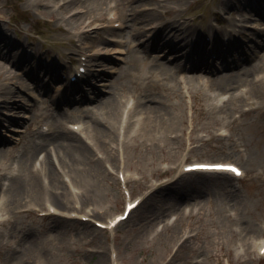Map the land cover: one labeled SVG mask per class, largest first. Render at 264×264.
I'll list each match as a JSON object with an SVG mask.
<instances>
[{
  "label": "rangeland",
  "instance_id": "374dc122",
  "mask_svg": "<svg viewBox=\"0 0 264 264\" xmlns=\"http://www.w3.org/2000/svg\"><path fill=\"white\" fill-rule=\"evenodd\" d=\"M253 1L264 5L263 0ZM61 3L62 0H0V28L10 34L15 44L8 53L1 43L4 40L0 41V85L14 87L19 91V104L27 106L26 111L15 112L0 103L2 163L15 169L20 166L18 157L26 152L24 146L36 128L35 114L41 111L50 112L52 123L61 119L63 126L71 128V123L78 121L84 127L93 114L109 122L100 106L92 110L105 96L111 95L118 103L137 100L147 92L151 104L180 119L168 132H172V138L162 137L156 143L145 135H126L125 107L121 106V114L114 118L118 128L112 142L103 146L105 149L99 145L97 154L92 151L99 160L100 177L89 185L71 175L79 199L71 196L66 206H60L63 216L38 214L48 210L46 200L50 197L46 196L0 211L6 219L0 223V264H112L114 254L119 264H264V256L257 250L264 240V107L260 105L264 95L247 93L248 86H243L247 81L237 82L233 88L226 86V77L242 67L247 69L248 78L264 76V48L257 54L251 50L255 43H261L264 28L240 27L238 36H231L234 42L205 44L201 55H191L190 47L179 49L182 34L163 37L158 28L134 35L136 24L145 28L152 21L150 15L146 19L145 11L133 9L137 0H111L112 7L104 3L106 8L96 10L99 18L95 22L100 28L90 32L81 29L80 41L75 32L64 30L70 23L58 19ZM247 3L248 0H170L161 1L158 7L162 11L166 7L180 8L184 26L221 38L231 19L254 18ZM89 4L88 0H74L71 6L85 9ZM113 8L123 24L111 32L107 27ZM257 22L264 23V16ZM107 36L137 44L138 51L126 44L123 49L106 44L102 56L92 59L89 75L70 84L67 75L76 68L77 58H84L81 51L95 53L103 48L104 43H100ZM157 38L166 43L145 51L141 42ZM237 44L241 48L235 49ZM231 45L234 49L228 50ZM177 57L189 67L179 70L177 79L159 70L162 75L151 81V74L142 71L149 70L145 65L149 62L174 67ZM200 60L211 69L193 68ZM46 65L62 67L58 79L49 74ZM9 74L12 76L7 77ZM221 93H225L224 98ZM233 93H243L248 99L231 98ZM56 99L71 103L59 107ZM137 117H142L139 110L132 111L128 119L136 121ZM79 133L87 137L85 130ZM43 154L41 151L33 163L38 166ZM202 159L237 161L245 175L231 178L225 174L191 173L172 181L183 163ZM120 169L128 173L132 196L145 200L117 228L102 229L95 221L106 222L124 207ZM2 172L5 171L0 166ZM64 174L59 175V180L66 185L71 179ZM12 176L8 173L3 177L4 187ZM179 187L185 191L180 204L168 206L167 193ZM2 189L3 186L0 192ZM72 189L68 186L71 194ZM85 209L91 212L92 220L68 218L70 210L81 213ZM31 237L35 238L34 248L18 256L9 254L12 247H26Z\"/></svg>",
  "mask_w": 264,
  "mask_h": 264
},
{
  "label": "bare ground",
  "instance_id": "6f19581e",
  "mask_svg": "<svg viewBox=\"0 0 264 264\" xmlns=\"http://www.w3.org/2000/svg\"><path fill=\"white\" fill-rule=\"evenodd\" d=\"M74 0H62L60 4L61 16L58 19L65 21V24L70 23L69 26H64V30L66 32L73 31L76 36L79 37V40L82 39L81 29L85 27H90L95 25V21L99 18V15L96 13L97 9H102L104 3H108L111 0H88L90 2L89 7L85 9H79L78 7L71 6V3ZM130 2L133 0H129ZM151 2H147V0H137L135 5L136 10L145 11L146 19L149 17L152 21H150V25L148 27L143 28L141 25L136 24L135 36H141L148 30H157L159 35L163 37H167L172 33H183L185 32V38L190 35H199L198 31L194 28H187L184 26L182 21L183 12L180 8L176 7H166L163 11L160 10L158 4L161 5V0H150ZM162 1H170V0H162ZM181 1V0H180ZM92 4V5H91ZM112 7V6H111ZM115 7V5H114ZM106 8V6L104 7ZM83 10V11H82ZM152 15V16H151ZM161 18V19H160ZM248 19V18H247ZM250 19V18H249ZM119 20V19H118ZM251 23H246V19L241 21L235 20V24L243 26L240 23H244V25H250L251 27H257L260 23L256 20L249 21ZM155 23V24H154ZM255 23L257 25H255ZM249 26V28H251ZM238 27V26H237ZM261 27V26H258ZM109 30L112 29L109 27ZM8 32H4L2 28H0V41L4 40L5 48H7L8 53L12 50L13 43L12 37ZM183 38V39H185ZM183 39L182 42H183ZM180 40V42H181ZM114 42L111 38H106L102 43ZM164 42V41H163ZM162 39L157 38L154 39L153 42L147 43L145 40L141 42L145 51L147 49H152L157 47L159 48L162 44ZM198 43L190 46L191 51H199L203 50L205 45ZM166 43V41L164 42ZM190 42H184L185 48L188 47ZM129 49L138 51L137 44H126ZM236 48H241V46L237 45ZM264 48V36H262L261 43H255L253 49H251L255 54L262 51ZM14 51V50H13ZM220 51V49H218ZM3 50L0 46V54H2ZM201 53V52H200ZM19 54V53H18ZM84 54V53H81ZM17 55V53H16ZM99 52L97 55L99 56ZM91 60H89L90 62ZM175 65L174 67H168L166 64L149 62L145 65H148V69H142V71L151 74V81L158 75H162L166 77H175L177 79V75L179 70H187L189 68L185 64L181 63L180 58L177 57L174 59ZM49 72L57 73L60 69L57 65H46L45 66ZM191 67V66H190ZM193 68L201 69L203 71H207L211 69L209 64L200 60L198 63H194ZM186 68V69H184ZM162 72H160V71ZM139 74H141V72ZM211 71V70H210ZM11 74V73H10ZM7 76L10 77L12 75ZM249 74L245 67L239 69L235 74H229L226 78V81L229 82L226 86L234 87L237 82L247 81L248 84H244L243 86H248L247 93L253 94V96L262 97L264 95V77L260 78H248ZM189 77V76H187ZM190 77H194L190 75ZM19 78V77H16ZM150 80V79H149ZM209 78L206 83H208ZM157 82V81H156ZM258 84H261L259 87ZM2 85V86H1ZM0 86V103H4L5 107H8L10 110L19 112L26 111L27 106L20 105L18 101L19 94L14 87L11 85H3ZM150 86V85H149ZM19 90L22 91L23 87H19ZM225 93H221L223 95ZM236 96L243 97L244 100H247L243 93L236 94L233 93L231 98H236ZM151 97L149 93H144L143 96L139 97L137 101L132 105L131 110L136 111L139 110L142 117H137L136 121L130 119L127 122V130L126 135H131L135 137L136 135H145L148 136L147 140H152L156 143H160L162 137L165 139L172 138V132L168 133L175 126H177V114H169L164 110V108L154 105L150 103ZM56 103L61 107V105H68L71 103L69 100L56 99ZM124 101V100H123ZM122 100H118V103L113 99L111 95L105 96L100 100L99 104L93 106L92 110L99 109V106L103 110L102 112L109 119V122L103 120L98 115H91L89 120L86 121L83 129L87 133V137L85 138L78 131L73 128H67L63 126L62 120L58 119L57 123H52L48 121L50 118V112L44 111L38 114H35L34 122L37 124H47V129L44 130L42 128H38L33 137L28 140L25 144L24 148H26V152L18 157V161L21 163L20 166L15 169L11 164L2 163V153L3 151L0 149V166H2L3 171L0 173V188L3 189L0 192V211L2 209L8 210L12 209L15 206H18L27 201H33L38 199L39 197H50L46 201L49 202V207L54 206L58 211L60 206H66L69 200L74 197L77 200L79 199L76 195L75 187L73 186L74 180L71 178V175L76 179L79 177L81 180H84L87 184H94L96 180L101 175V169L99 167V160L95 158L92 151L97 154L101 145L105 146L113 140V136L115 133V129L117 132V126L114 124V118L117 114H121L122 108L121 106H127V101L123 103ZM107 104L102 106L103 104ZM130 103V102H129ZM128 103V104H129ZM219 102H216L218 105ZM125 104V105H124ZM260 105L264 107V98L262 97V101H260ZM129 106V105H128ZM260 106V107H261ZM88 109L84 110L87 112ZM120 111V113H119ZM86 116L89 117L87 113ZM10 117V116H9ZM135 121V125L132 123ZM79 124L80 122H73L72 125ZM82 126V125H81ZM80 126V127H81ZM95 139V140H94ZM92 140V141H91ZM103 149H105L103 147ZM43 151V156L40 159V164L37 166L35 162V157ZM101 152V150H100ZM112 157L110 154L109 158ZM56 158V160H54ZM29 163V165H28ZM184 165V164H183ZM182 165V167H183ZM16 170V172H14ZM13 174L9 183L4 187L6 183H2L3 177L7 176V174ZM61 173H65L63 177H69L71 180L64 185L59 180V175ZM181 176V175H179ZM65 179V178H64ZM176 181V180H175ZM190 185V184H189ZM68 186L73 187V192H69ZM170 186V185H169ZM179 187L175 189L174 192L167 193L166 199L169 200L170 204L168 206H178L180 204V199L185 195V191ZM188 188V186H187ZM72 196V197H71ZM29 199V200H28ZM55 204V205H53ZM57 205V206H56ZM14 206V207H13ZM161 208H157V211H160ZM8 212V211H7ZM70 212H72L70 210ZM82 214H90V211L86 210L85 213ZM61 215V214H59ZM62 216V215H61ZM6 219L2 217V213H0V223L4 222ZM264 244V241L260 244L259 249ZM35 247V238L27 239V246L23 248H13L9 252L11 256H18L19 253H22L23 250L32 249Z\"/></svg>",
  "mask_w": 264,
  "mask_h": 264
},
{
  "label": "snow or ice",
  "instance_id": "6c2138e0",
  "mask_svg": "<svg viewBox=\"0 0 264 264\" xmlns=\"http://www.w3.org/2000/svg\"><path fill=\"white\" fill-rule=\"evenodd\" d=\"M202 167H208V166H202ZM214 167H231V166H220V165H216ZM238 171V170H237Z\"/></svg>",
  "mask_w": 264,
  "mask_h": 264
}]
</instances>
